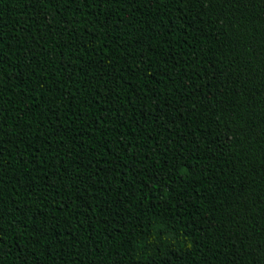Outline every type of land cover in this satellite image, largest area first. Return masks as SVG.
Listing matches in <instances>:
<instances>
[{
  "label": "trees",
  "instance_id": "trees-1",
  "mask_svg": "<svg viewBox=\"0 0 264 264\" xmlns=\"http://www.w3.org/2000/svg\"><path fill=\"white\" fill-rule=\"evenodd\" d=\"M0 264H264V0H0Z\"/></svg>",
  "mask_w": 264,
  "mask_h": 264
}]
</instances>
